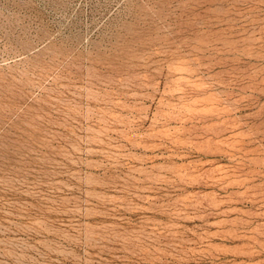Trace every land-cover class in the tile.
<instances>
[{
  "label": "rangeland",
  "instance_id": "obj_1",
  "mask_svg": "<svg viewBox=\"0 0 264 264\" xmlns=\"http://www.w3.org/2000/svg\"><path fill=\"white\" fill-rule=\"evenodd\" d=\"M0 264H264V0H0Z\"/></svg>",
  "mask_w": 264,
  "mask_h": 264
}]
</instances>
